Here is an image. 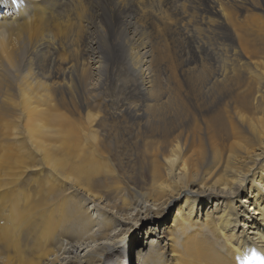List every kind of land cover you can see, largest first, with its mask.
Here are the masks:
<instances>
[{
    "label": "bare ground",
    "instance_id": "bare-ground-1",
    "mask_svg": "<svg viewBox=\"0 0 264 264\" xmlns=\"http://www.w3.org/2000/svg\"><path fill=\"white\" fill-rule=\"evenodd\" d=\"M22 1L34 8L26 18L0 16L18 44L2 46L7 60L19 58L24 37L29 50L16 88L0 78V264H61L63 239L79 249L105 237L110 219L101 227L82 208L100 200L99 177L115 190L126 185L122 207L149 202L145 212L164 221L175 205L170 264H240L252 250L264 257V0ZM118 64L135 76L123 93L136 104L124 98L109 118L135 123L139 168L118 156L119 130L98 124L94 87L115 83ZM112 153L129 175L116 179ZM109 246L66 264L102 263L117 248ZM149 250L131 264L165 262Z\"/></svg>",
    "mask_w": 264,
    "mask_h": 264
},
{
    "label": "rangeland",
    "instance_id": "rangeland-1",
    "mask_svg": "<svg viewBox=\"0 0 264 264\" xmlns=\"http://www.w3.org/2000/svg\"><path fill=\"white\" fill-rule=\"evenodd\" d=\"M5 2L8 3L6 5H10L11 8L8 7V9H5V8H3V6H0V16L1 15L3 16L4 12H7V13L9 12L11 14L10 16L8 15L10 20H11L12 16H15L16 12H18L20 10H21L22 14H24L23 17L26 18V16H28L31 12H33V9H34L31 5L30 6L27 5L22 0H15V2H14L15 4H13L12 0H5ZM111 16H113V13L110 14V17ZM113 17L115 18V15ZM9 19L7 21L5 20L4 23H2L3 22L2 19L0 20V62H1L0 63V70H1L0 71V78H1V76L5 77V75L6 76L8 75V77H9L8 82L10 84L14 83L15 86H13V88H16L19 84V81H20L19 76L22 75L21 73L26 66V63L28 60L27 55L29 54V50H28V41H27L26 37H24L21 40V42L19 43L20 46L22 47V50L19 51V58L14 60V62L12 64L10 61L7 60L6 53L3 51L2 46H5L6 44L11 43V42L17 44V41L15 40L14 37H11L10 38L11 40L8 39V32L5 30L6 27L2 25V24H8L10 21ZM22 21H23V19H22ZM22 21H21V23H22ZM17 24L15 23V25H17ZM13 33H14V31H13ZM35 63H32L33 64V66H32L33 70H35L36 68L37 69L39 68V67H36L37 64H35ZM39 66L43 67L44 66L43 62ZM106 66H108V67H106ZM120 66H122L124 68H122V67L120 68ZM106 68H107V71H106ZM118 68H119V70H118ZM126 68L127 67L124 64H122V65L118 64L117 65V69H116L117 74H116V82L115 83L111 82V81L106 82L103 79V81L100 83L98 81L95 84V87L94 86H91V87H94L95 94L98 95L99 93H101L100 96H97V97L95 96L96 103H97V105H99L98 107L101 108V111H100L101 118L100 117L98 118V120H99L98 124H101V123L102 124H111L113 127L115 126L114 127L115 129L117 128L119 130V134L121 137H119L120 145H118L119 146V148L117 149L118 152L116 151L117 153H120V154H118V156L120 155L119 157H121V159H123L122 161H125V160H126L125 162L128 161L126 164L129 163L128 165H130V163H131V165H134V167L139 168V167H141V163L140 162L138 163V161L142 159L139 157H140L141 152H143L144 150H143L142 146L140 147L141 144L139 142H140L141 135H139V133L136 130V127L133 125L135 123L125 116L118 117L116 120L109 118V116L112 113L119 111V109H120L119 106H120L121 102H123L124 98H125L126 102L128 101L129 103L136 104L134 101L135 99L132 100V99L126 98L124 93H123L124 86H126L128 84H135L136 83L135 76ZM37 69H36V71H37ZM42 69H44V71L46 72L48 70V65H45V68H42ZM104 70L105 71L103 72L104 73L103 78L108 77L107 72L109 70V65L105 64ZM125 70H127V71H125ZM121 72H123V73H121ZM3 73H4V75H3ZM94 73L96 74L95 71H94ZM16 82H17V84H16ZM88 87H90V86H88ZM104 100L105 101L107 100L108 102H105ZM109 100L111 101V103L109 102ZM92 104L94 105L95 103H92ZM92 104H91V107L89 110L96 113L98 111L97 110L98 108H96V106L95 105L93 106ZM113 108H115V109H113ZM147 116H149V115H147ZM102 118L104 119V123H103V121H101V120H103ZM149 119H150V121L147 124H152V123L157 124V119L152 118V116H150ZM154 120H156V121H154ZM118 124L124 125V126L119 125L120 127L121 126L123 127V130H121V128L118 126ZM137 140H139V142ZM123 152H124V154H123ZM118 156H113V153L111 156V160L114 162V165L118 169L116 179H119L118 176L123 175L122 178H124L125 177L124 174L129 175V173H131V171L129 170L127 165L126 166L123 165L122 171H124V172L120 173L121 172V170L119 169L120 167L117 165L118 164V162H117L118 158H116ZM133 162H134V164H133ZM135 164H138V165H135ZM141 175H144V174H141ZM98 182L100 184H103L102 185L103 187L99 189V191H101V192H98V194H100V200L87 199L85 202L82 201V208L86 209L88 211L87 213L92 217V219H95L99 222V225L100 224L102 225V222H100V221L102 218H104L103 216L110 219V221L107 222L109 224L110 229L108 231H106L107 234L105 233L106 234L105 237H102V236L98 237L97 236L96 237L97 239L94 240V242H92L91 240L83 241L84 244L81 245V247L79 249L78 248L75 249V247H71V246H78L79 245V244L75 243L76 242L75 239L74 240L63 239V241H61L59 243V245L56 247L57 249H55V251H58L60 244L62 245V246H60L61 251H59V253L57 254L58 256H60V257H58L59 262H61V264H66V262L68 260H70V258L74 257L77 254H79L80 257H82L85 253L89 252L90 250H94L99 246H103V245L109 246V245L114 244L115 247H117L116 250L113 252H110V254L107 256H106V252H105L102 256V263H98V264H106V263H108V264H131V257L134 258V261L136 258L137 259L139 258V260H140L141 258H143V256H145L146 254L149 253V251H150L149 249H154V247H156V249L159 250V252L163 255L162 260L165 262H162V264L172 263L171 262L172 256H171L169 246H168L169 241H168V236H167V225L170 223L169 216L172 215V211L175 208V205H172L169 208H167L165 210V212L163 211L164 213L162 212L163 214H165L164 217L166 216V217H168V219L161 221V219L163 217L162 214H161V216H158V217L155 216L154 217V216H152V212H154V211L145 212L147 207L151 208L150 207L151 203H149V202H148V204H147V202L145 204L141 200L136 199L132 202L131 205L122 207V202L120 201V198L124 197V195H121V194L124 193L122 188L126 186L125 184L121 183L119 185V187L120 186L122 187V188L120 187V189H119L120 191H119V190H115L114 186L111 183L112 181L109 179H103V178L99 177ZM116 182L118 183L119 180L118 181L116 180ZM138 182H139V177H137L135 179L133 178V184L134 185ZM129 183L130 182H128V184ZM133 184L130 183L129 185L133 186ZM63 189H65L64 191L66 192L67 195L76 197L75 193H78L79 194L78 196H80L81 199L85 198L84 193H82L81 191H78V189L71 191V190H69L68 186H66ZM112 189L114 191H111ZM77 199H79V198H77ZM146 205H147V207H146ZM101 227H103V225ZM101 227L97 226V225L93 226L92 229L90 230V233L97 235L98 229ZM132 241H134L133 244H132ZM109 247H111V246H109ZM137 253H139L138 257L136 256ZM45 262L46 261L44 260L43 263H45ZM135 264H138V263H135Z\"/></svg>",
    "mask_w": 264,
    "mask_h": 264
},
{
    "label": "snow or ice",
    "instance_id": "snow-or-ice-1",
    "mask_svg": "<svg viewBox=\"0 0 264 264\" xmlns=\"http://www.w3.org/2000/svg\"><path fill=\"white\" fill-rule=\"evenodd\" d=\"M238 259L240 264H264V257L258 256L254 250H252L251 256L245 255Z\"/></svg>",
    "mask_w": 264,
    "mask_h": 264
}]
</instances>
